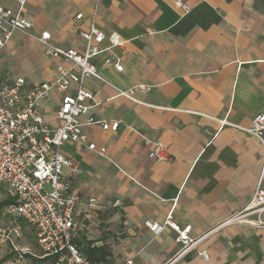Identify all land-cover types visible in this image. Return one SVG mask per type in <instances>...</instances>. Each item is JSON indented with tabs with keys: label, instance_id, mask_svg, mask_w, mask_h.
<instances>
[{
	"label": "crops",
	"instance_id": "crops-1",
	"mask_svg": "<svg viewBox=\"0 0 264 264\" xmlns=\"http://www.w3.org/2000/svg\"><path fill=\"white\" fill-rule=\"evenodd\" d=\"M184 1L187 12L176 0H25L21 8L32 33L48 31L64 48L83 50L78 30L91 17L123 40L110 47L105 39L95 58L108 83L84 81L97 103L87 115L117 121V129L87 125L85 144L60 148L74 163L62 167L76 200L73 240L103 264H162L178 249L176 233L154 235L145 221L171 216L195 237L242 209L256 188L264 148L243 129L264 110V0ZM0 5L19 10L17 0ZM59 66L69 63L17 31L0 52V77L7 79L39 84ZM139 84L146 89L136 90L135 100L117 92ZM59 99L52 92L41 101L46 123ZM243 220L200 243L207 259L192 253L178 264H264V228L250 225L254 214Z\"/></svg>",
	"mask_w": 264,
	"mask_h": 264
},
{
	"label": "built area",
	"instance_id": "built-area-1",
	"mask_svg": "<svg viewBox=\"0 0 264 264\" xmlns=\"http://www.w3.org/2000/svg\"><path fill=\"white\" fill-rule=\"evenodd\" d=\"M17 2V12L0 5V52L17 31L31 36L41 45L45 55L60 58L69 66H59L56 77L39 84L29 83L23 77H0V193L12 199L0 215V225L2 219L9 222L0 226V239L8 243L18 259L29 255L51 259L53 264H103L90 259L73 240L77 229L76 200L71 194L70 182L62 177V167H73L74 163L61 153L60 148L66 142L85 144L87 137L83 128L87 125L99 124L104 130L117 129V121H103L87 115L97 103L84 81L90 77L108 83L99 73L95 58L104 50L105 39L109 40L110 47L121 45L123 40L118 33H105L91 17L87 27L78 30L83 50L61 47L48 31L31 32L32 21L21 14L25 0ZM176 4L184 12L189 10L184 0H176ZM75 19L82 20L83 14L77 13ZM109 63L119 71L123 68L118 61ZM145 89V85L139 84L125 91L117 89V92L135 100V91ZM52 92H57L60 99L53 110V122L46 123L40 113V103ZM243 130L255 136L264 148V110L252 118L250 127ZM87 147L96 150L94 143H87ZM96 151L103 155V149ZM161 154V145H156L154 158L162 159ZM88 204L93 206L95 199H89ZM119 204L118 199L112 203L113 206ZM250 214L256 215L257 219L250 225L264 228V154L256 188L248 203L202 234L191 236L190 226H180L171 216L162 223L145 221L144 224L154 235L165 228L176 233L178 249L162 264H178L192 253L207 259V251L198 250L200 243L226 226L244 223L243 219ZM23 222L33 227L36 250L20 241ZM126 264H131V260Z\"/></svg>",
	"mask_w": 264,
	"mask_h": 264
},
{
	"label": "rangeland",
	"instance_id": "rangeland-1",
	"mask_svg": "<svg viewBox=\"0 0 264 264\" xmlns=\"http://www.w3.org/2000/svg\"><path fill=\"white\" fill-rule=\"evenodd\" d=\"M4 193H0V201L5 198ZM8 220L2 219L1 227L7 225ZM23 238L20 240L22 243L30 245L34 250H36V245L33 239V227L23 222ZM35 258L23 257L16 258L11 251L8 243L0 239V264H51L49 260L44 261H34Z\"/></svg>",
	"mask_w": 264,
	"mask_h": 264
},
{
	"label": "trees",
	"instance_id": "trees-1",
	"mask_svg": "<svg viewBox=\"0 0 264 264\" xmlns=\"http://www.w3.org/2000/svg\"><path fill=\"white\" fill-rule=\"evenodd\" d=\"M11 201H12V199L10 196H6L3 200L0 201V215H1L3 208L5 206H7ZM22 225H24V224H22ZM88 256L90 259L95 260V258L90 253H88ZM25 257H30V256L26 255ZM32 258H34V257H32ZM44 260H49L51 262V264H53L52 260L48 259V258H35L34 259V261H44Z\"/></svg>",
	"mask_w": 264,
	"mask_h": 264
}]
</instances>
